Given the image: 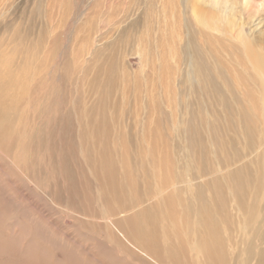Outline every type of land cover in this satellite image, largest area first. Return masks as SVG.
<instances>
[{
	"label": "bare ground",
	"instance_id": "1",
	"mask_svg": "<svg viewBox=\"0 0 264 264\" xmlns=\"http://www.w3.org/2000/svg\"><path fill=\"white\" fill-rule=\"evenodd\" d=\"M117 2L87 88L102 112L55 62L28 71L25 48L0 46V264H264V0ZM150 67L177 82L171 173L132 155L104 105L116 73Z\"/></svg>",
	"mask_w": 264,
	"mask_h": 264
},
{
	"label": "rangeland",
	"instance_id": "2",
	"mask_svg": "<svg viewBox=\"0 0 264 264\" xmlns=\"http://www.w3.org/2000/svg\"><path fill=\"white\" fill-rule=\"evenodd\" d=\"M106 3V0H0V46L6 47V50L12 47L25 48L24 54L21 57L17 56L19 61L26 65L28 71L34 66L33 62L32 65L30 64L31 61H39L41 64L55 62L61 79H70L77 83L76 89L73 90L76 98H81L82 95L88 97L87 106L95 103L97 112H102L103 92L96 87V93H91L87 88L92 78V66L104 67L103 45L116 40L115 37L109 40L103 39L107 31L105 27L112 23L111 18L115 21L117 18L115 8H119L116 0V5L112 4L113 15L110 16V5ZM97 52L101 55L96 58ZM136 56L137 58L133 59L134 64L138 62V55ZM132 72L134 74L140 72V68L134 65ZM158 72V67H150L148 76L134 80L133 75L128 82V78H125L124 82L121 81L120 73H116L117 89L104 105L106 110L110 108L109 111L113 113L111 117L116 122L111 131L120 134L121 142L127 144L128 139L132 140L130 143L135 151L132 155L136 153V156H140L147 166L149 161L145 157L154 156L155 160L160 158L162 163L166 162L169 166L168 170L171 173V168L176 166L173 164L178 151L174 148V142L179 144L183 142L172 129L179 118L176 110L179 95L177 82L166 84L148 80L149 77L158 75ZM40 76L46 80L43 74L40 73ZM194 100L196 103L197 100L195 98ZM161 101L164 103L163 107L167 108L165 113L168 117V125L165 129L159 126ZM143 102H145L144 109L147 107L148 111L142 109ZM128 109L129 112L126 111ZM25 112L26 106L23 111H19L16 118V126H19L18 135L23 134L26 128L28 115ZM144 117L145 124L141 121ZM108 142L114 143L111 136ZM133 149L130 147L128 152ZM137 149L140 150L136 151ZM10 168H12L11 164Z\"/></svg>",
	"mask_w": 264,
	"mask_h": 264
}]
</instances>
